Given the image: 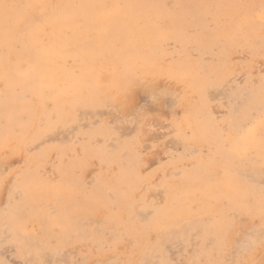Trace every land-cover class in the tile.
Wrapping results in <instances>:
<instances>
[{
    "label": "rangeland",
    "instance_id": "1",
    "mask_svg": "<svg viewBox=\"0 0 264 264\" xmlns=\"http://www.w3.org/2000/svg\"><path fill=\"white\" fill-rule=\"evenodd\" d=\"M0 7V264H264V0Z\"/></svg>",
    "mask_w": 264,
    "mask_h": 264
},
{
    "label": "bare ground",
    "instance_id": "2",
    "mask_svg": "<svg viewBox=\"0 0 264 264\" xmlns=\"http://www.w3.org/2000/svg\"><path fill=\"white\" fill-rule=\"evenodd\" d=\"M69 1H70V0H69ZM80 1H81V0H80ZM84 1H85V0H84ZM92 1H93V0H92ZM95 1H96V0H95ZM5 2H7V1H4V3H5ZM71 2H72V1H71ZM1 3H2V2H1ZM4 3H3V5H4ZM9 3H10V2H9ZM69 3H70V2H69ZM77 3H78V1H77ZM111 3H112V1H111ZM118 3H119V2H118ZM11 4H13V3H11ZM93 4H94V2H93ZM95 4H96V3H95ZM109 4H110V2H109ZM3 5H2V7H5L6 4H5L4 6H3ZM9 5H10V4H9ZM14 5H15V4H14ZM72 5H73V4H72ZM81 5H82V4H81ZM83 5H84V4H83ZM83 5H82V6H83ZM91 5H92V4H91ZM91 5H90V7H91ZM96 5H97V4H96ZM12 6H13V5H12ZM39 6H40V5H39ZM93 6H94V5H93ZM10 7H11V6H10ZM17 7H18V6H17ZM29 7H30V6H29ZM31 7H32V6H31ZM35 7H36V6H35ZM69 7H70V6H69ZM77 7H78V6H77ZM77 7H76V8H77ZM84 7H85V6H84ZM87 7H88V6H87ZM96 7H97V6H96ZM105 7H106V6H105ZM119 7H120V6H119ZM0 8H1V7H0ZM5 8H6V7H5ZM68 9H69V8H68ZM71 9H72V8H70V10H71ZM84 9H85V8H84ZM89 9H90V8H89ZM96 9H97V8H96ZM101 9H102V8H101ZM2 10H4V8H2ZM10 10H11V9H10ZM13 10H14V9H13ZM16 10H17V8H16ZM72 10H73V9H72ZM72 10H71V11H72ZM82 10H83V7H82ZM93 10H94V9H93ZM98 10H100V8H99ZM111 10H112V9H111ZM111 10H110V11H111ZM14 11H15V10H14ZM14 11H13V12H14ZM55 11H56V10H55ZM74 11H76V10H74ZM78 11H79V10H78ZM95 11H96V10H95ZM0 12H1V11H0ZM49 12H50V11H49ZM90 12H91V11H89L88 13H90ZM8 13H9V11H8ZM51 13H52V12H51ZM58 13H60V11H59ZM94 13H95V12H94ZM98 13H99V12H98ZM53 14H55V12H53ZM53 14H52V15H53ZM90 14H91V13H90ZM95 14H96V13H95ZM107 14H108V13H107ZM126 14H127V13H126ZM48 15H50V14H48ZM75 15H76V14H75ZM75 15H74V16H75ZM83 15H84V14H83ZM85 15H86V14H85ZM134 15H135V14H134ZM45 16H47V15H45ZM94 16H95V15H94ZM109 16H110V15H109ZM86 17H87V16H86ZM97 17H98V16H97ZM99 17H102V15H100ZM99 17H98V18H99ZM115 17H116V16H115ZM82 18H83V16H82ZM80 19H81V18H80ZM108 19H110V17H108ZM9 20H11V19L9 18ZM23 20H24V19H23ZM87 20H89V19H87ZM95 20H96V19H95ZM21 21H22V20H21ZM89 21H90V20H89ZM89 21H88V22H89ZM96 21L98 22V20H96ZM108 21H110V20H108ZM143 21H144V20H143ZM0 22H1V21H0ZM57 22H58V21H57ZM113 22H114V21H113ZM60 23H61V21H60ZM100 23H101V22H100ZM103 23H105V22H103ZM111 23H112V22H111ZM115 23H116V24H115ZM115 23L112 24V25H117V22H115ZM19 24H20V23H19ZM43 24H44V23H43ZM54 24H55V25H54V26H51V28H52V27L55 28V26L58 25V24H56L55 22H54ZM81 24H82V23H81ZM86 24H87V23H86ZM88 24H89V23H88ZM46 25H47V24H46ZM62 25H63V24H62ZM91 25H92V23H91ZM91 25H90V26H91ZM97 25H99V24L96 23L95 26H97ZM102 25H103V24H102ZM3 26H4V25H2L1 28H2ZM49 26H50V25H49ZM81 26H82V25H81ZM81 26H80V27H81ZM56 27H57V26H56ZM59 27H60V26H59ZM77 27H78V26H77ZM77 27H76V28H77ZM99 27H101V26H99ZM102 27H103V26H102ZM18 28H19V27H18ZM49 28H50V27H49ZM51 28H50V29H51ZM54 28H53V29H54ZM57 28H58V27H57ZM90 28H91V27H90ZM93 28H94V26H93ZM96 28H98V26H97ZM104 28H105V27H104ZM29 29H30V28H29ZM55 29H56V28H55ZM58 29H59V28H58ZM63 29L65 30V27H64ZM77 29H78V28H77ZM94 29H95V28H94ZM3 30H4V29H3ZM51 30H52V29H51ZM60 30H61V28H60ZM71 31H72V30H71ZM94 31H95V30H94ZM6 32H7V31H6ZM59 32H60V31H59ZM59 32H58V33H59ZM62 32H63V31L61 30V36H62V34H63ZM88 32H89V31H88ZM90 32H91V31H90ZM97 32H98V31H96L95 33H97ZM98 33H99V32H98ZM104 33H107V31H106V32H103V34H104ZM43 34H44V33H43ZM53 34H54V36H55V33H53ZM101 34H102V33H101ZM15 35H16V34H15ZM40 35H41V34H40ZM46 35H47V34H46ZM91 35H92V33H91ZM96 35H97V34H96ZM107 35H108V34H107ZM54 36H53V37H54ZM101 36H102V35H101ZM101 36H100V37H101ZM104 36H105V35H104ZM108 36H109V35H108ZM112 36H113V35H112ZM117 36H118V35H117ZM29 37L31 38V35H30ZM29 37H28V38H29ZM56 37H57V36H56ZM63 37H64V36H63ZM98 37H99V36H98ZM100 37H99V38H100ZM105 37H107V36H105ZM110 37H111V36H110ZM78 38H79V37H78ZM108 38H109V37H108ZM44 39H45V38H44ZM105 39H106V38H105ZM116 39H118V38L116 37ZM4 40H5V39H4ZM11 40L13 41V39H11ZM46 40H48V39H46ZM54 40H55V39H54ZM66 40H68V39H66ZM73 40H74V39H73ZM102 40H103V39H102ZM52 41H53V40H52ZM75 41H76V40H75ZM93 41H94V40H93ZM13 42H14V41H13ZM72 42H73V41H72ZM72 42H71V43H72ZM2 43H3V42H2ZM87 43H89V42H87ZM105 43H106V42H105ZM20 44H21V43H20ZM44 44H45V43H44ZM47 44H48V43H47ZM61 44H63V43H61ZM103 44H104V42H103ZM108 44H109V43H108ZM66 45H67V44H66ZM90 45H92V44H90ZM101 45H102V44H101ZM113 45H114V44H113ZM22 46H23V45H22ZM38 46H39V45H38ZM61 46H62V45H61ZM67 46H68V45H67ZM115 46H117V45H115ZM34 47H35V46H34ZM34 47H32V48L34 49ZM74 47H75V46H74ZM79 47H80V46H79ZM102 47H103V45H102ZM55 48H56V47H55ZM100 48H101V47H100ZM103 48H104V47H103ZM112 48H113V46H112ZM116 48H117V47H116ZM40 49H41V48H40ZM67 49H68V47H67ZM95 49H97V48H95ZM98 49H99V48H98ZM106 49H107V47H106ZM109 49H110V48H109ZM64 50H66V48H65ZM76 50H77V49H76ZM128 50H129V49H128ZM70 51H71V50H70ZM87 51H88V50H87ZM113 51H115V50H113ZM72 52H73V51H72ZM89 52H90V50H89ZM102 52H103V51H101V53H102ZM21 53H22V52H21ZM81 53H82V52H81ZM81 53H80V54H81ZM87 53H88V52H87ZM103 53H104V52H103ZM68 54H69V53H68ZM72 54H73V53H72ZM83 54H84V53H83ZM21 55H22V54H21ZM74 55H75V53H74ZM76 55H77V52H76ZM86 55H87V54H86ZM88 55H89V53H88ZM96 55H97V54H95V56H96ZM98 55H101V54L98 52ZM39 56H41V55H39ZM42 56H43V55H42ZM50 56H51V55H50ZM36 57H37V55H36ZM43 57H46V56L44 55ZM7 59H8V58H7ZM15 59H16V58H15ZM18 59H19V55H18ZM32 59H33V58H32ZM47 59H48V58H47ZM13 60H14V59H13ZM13 60H12V61H13ZM44 61H45V60H44ZM44 61H43V62H44ZM58 61H59V60H58ZM37 62H38V61H37ZM39 62H41V61H39ZM2 63H3V62H2ZM15 63H16V62H15ZM5 64H7V63H5ZM11 64H13V63H11ZM16 64H18V63H16ZM21 64H22V63H21ZM25 64H26V63H25ZM43 64H44V63H43ZM37 65H38V64H37ZM40 66H41V65H40ZM6 67H7V66H6ZM1 70H2V69H0V71H1ZM11 70H12V69H11ZM32 70H33V69H32ZM14 72H15V71H14ZM8 73L10 74V72H8ZM9 74H7V75L9 76ZM12 74H13V70H12ZM12 74H11V75H12ZM14 75H16V72H15ZM29 82H30V81H29ZM29 89H30V88H29ZM31 89H32V88H31ZM34 91L36 92V90H34ZM38 93H39V92H38ZM42 94H43V93H42Z\"/></svg>",
    "mask_w": 264,
    "mask_h": 264
}]
</instances>
